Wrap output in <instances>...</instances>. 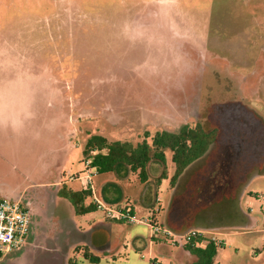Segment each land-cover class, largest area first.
Listing matches in <instances>:
<instances>
[{"label":"rangeland","instance_id":"374dc122","mask_svg":"<svg viewBox=\"0 0 264 264\" xmlns=\"http://www.w3.org/2000/svg\"><path fill=\"white\" fill-rule=\"evenodd\" d=\"M158 15L161 26L140 27V19L153 23ZM13 35L22 38L17 46L22 68L31 63L38 79L63 84H55L53 94L55 99L61 93L57 104L63 120L57 124L65 131L64 139L54 136L47 146L30 140L34 167L27 160L25 168L2 170L0 197L33 205L32 232L19 254L32 247L30 264H180L179 246L163 235L151 237V219L179 234L206 229L208 239L224 245L216 264H264V174L242 189L244 217L252 222L236 225L237 215L225 218L227 202L205 206L192 191L214 155L175 190L169 150L159 188L155 181L164 168L157 161L149 165L145 184L138 173L97 176L96 190L112 183L122 196L116 205L131 206L136 224L112 221L99 211L76 215L68 200L55 201L62 187H47L60 181L81 188L70 178L83 173L92 135L136 145L145 133L153 137L200 122L206 130L263 137L264 0H0V37L5 38L0 44ZM43 113L38 103L37 114ZM179 194L187 197L181 211L176 209L181 208ZM92 202L89 197L86 205ZM71 226L78 233L67 236ZM93 233L98 247L86 244ZM56 248L67 249L63 259ZM85 253L99 261L90 262ZM16 259L17 252L0 264Z\"/></svg>","mask_w":264,"mask_h":264},{"label":"trees","instance_id":"16d2710c","mask_svg":"<svg viewBox=\"0 0 264 264\" xmlns=\"http://www.w3.org/2000/svg\"><path fill=\"white\" fill-rule=\"evenodd\" d=\"M250 136L248 133L235 131L206 130L200 122L194 125L184 124L176 132L164 130L153 137L145 133L144 140L136 145L130 141H109L104 136L92 135L86 144L84 157L88 156L92 149H98L99 153L94 156L93 165L99 174L114 173L119 178H126L130 173H138L140 181L144 184L149 182V165L157 161L164 168L155 181L156 188H159L167 175L165 151L169 150L175 165V173L171 179L172 189L175 190L181 187L200 164L214 155L211 163H207L204 169V177L200 176L203 178L193 182L194 197L203 201L202 205L205 206L227 202L225 218L227 216L230 220L233 215H237L236 225H240L244 221L252 222L250 217H244L246 213L240 202L242 189L249 185L255 176L264 174V135L257 139ZM148 139H151V143ZM90 195L89 191H74L65 184L59 191V196L72 204L76 215L97 211L94 203L86 205ZM178 199L181 208L176 209L181 211L186 205L187 197L179 194ZM217 207L221 208L223 205ZM200 224L198 221L197 227ZM167 227L178 233L170 225ZM202 241L208 242L205 248L196 246L197 242ZM222 246L223 243L208 239L200 232L192 234L181 248L195 258L191 264H216L218 249ZM85 258L92 263L99 261L98 257L87 253Z\"/></svg>","mask_w":264,"mask_h":264},{"label":"crops","instance_id":"0c3cea01","mask_svg":"<svg viewBox=\"0 0 264 264\" xmlns=\"http://www.w3.org/2000/svg\"><path fill=\"white\" fill-rule=\"evenodd\" d=\"M143 14L144 13H140V18L143 16ZM147 14L149 15V13ZM160 17L158 15L156 18L157 21H153V23L152 21H148V19L146 21L140 19V27H145L147 25L153 27L161 26V19L163 18L162 15ZM131 24L137 26V23H134L133 20ZM0 39L3 40L5 38L0 37ZM21 39V37H14L13 35L12 37L7 38L6 41H2L3 44H0V176L3 175L2 170L5 171V168L7 167H10L11 170H14L13 168H15V170L25 168L27 160L28 163L34 167L35 156L30 158L28 155V146L30 144V140L34 144H36L38 141L40 145L47 146L48 139L49 143L51 144L52 138L54 136L55 138L59 139L65 138V133H63L65 131H59L58 128H60V126L58 127L57 124L59 121L63 120V110L58 108L57 104V102L60 104L62 101L61 93H59L60 97L59 94H57L55 99L53 94V88L55 87V84H63L58 83V80H51L50 77H48L49 80L38 79L35 74V69L31 63L25 68L21 67L19 63L20 54L18 53L19 50H17V46L20 44L19 41ZM35 43L36 42L34 41L33 44ZM33 44L29 43L28 45L34 46ZM29 52L30 51H28L29 56L26 58L27 61H32L31 52ZM44 73L46 72L44 71ZM43 76L45 77L44 74ZM38 103L41 105L42 111L44 112L43 115L37 114ZM37 126L40 129H38ZM100 175L101 174L98 176ZM64 184L67 186V183H61L59 181L54 184L52 183L47 185V187L50 189H57L62 187ZM104 185L105 186L102 190L99 191V189H97L99 197L110 204L120 203L122 196L117 193L118 189L109 181L105 182ZM61 189L62 188H59L56 194L54 193V198L57 197L55 200L56 202L64 199L60 196H57V193L59 195V191ZM70 189L74 191H81L82 186L80 189ZM29 205L32 214L33 205ZM36 210L41 213L42 209L36 207ZM64 233L67 234V236L68 234L72 233L73 235H76L78 233V229L76 226H71L67 228ZM93 235L94 233L90 234L88 239L87 236H84V238L88 240V243L86 244L90 245L91 243L92 247H98V245L94 243ZM58 239L59 238H57V240ZM107 239L108 236H106V241ZM75 243L76 242L74 241V244ZM166 246L164 245L165 248ZM31 249L32 247L29 250L24 251L25 253L21 252L20 254L18 253L19 249L11 251L10 253L4 255L1 262L5 260L10 254L17 252V254L20 255V260L16 259L15 264H21L24 261H30L28 263L30 264L35 258V253L33 256L30 255ZM179 250L180 255L178 260L180 264H191L194 262L195 258L192 257L188 252L183 251L181 247H179ZM54 251L57 252V255L60 254L62 258L67 249L61 248V250H58V248H56ZM154 263L158 264L157 262Z\"/></svg>","mask_w":264,"mask_h":264},{"label":"built area","instance_id":"2783aa9c","mask_svg":"<svg viewBox=\"0 0 264 264\" xmlns=\"http://www.w3.org/2000/svg\"><path fill=\"white\" fill-rule=\"evenodd\" d=\"M98 153V149H92L89 155L83 159L85 167L83 173L79 176L71 177L70 180L80 181L82 190L91 193L90 197L93 200L92 203H94L97 210L104 213L108 219L129 224L138 223L139 220L131 206L125 204L119 207V205L107 203L99 197L95 186V178L99 175V172L93 165L94 156ZM32 220L29 204H22L20 201H12L0 197V262L4 255L20 249L26 244L32 232ZM147 223L152 227L151 237L155 238L159 235H163L167 240H171L174 245L179 247L186 244L192 234L194 235L202 232L206 235L209 233L207 230L193 229V231L190 230L182 235L176 234L168 228L162 229V227L153 224L151 219H148ZM212 239L217 240L215 238ZM207 244V241H202L197 242L196 246L205 248ZM151 264L155 263L153 262Z\"/></svg>","mask_w":264,"mask_h":264},{"label":"flooded vegetation","instance_id":"af4514ba","mask_svg":"<svg viewBox=\"0 0 264 264\" xmlns=\"http://www.w3.org/2000/svg\"><path fill=\"white\" fill-rule=\"evenodd\" d=\"M192 111L193 114H196V111H194L193 109H190V112Z\"/></svg>","mask_w":264,"mask_h":264},{"label":"water","instance_id":"95a60500","mask_svg":"<svg viewBox=\"0 0 264 264\" xmlns=\"http://www.w3.org/2000/svg\"><path fill=\"white\" fill-rule=\"evenodd\" d=\"M183 235V234H182Z\"/></svg>","mask_w":264,"mask_h":264}]
</instances>
